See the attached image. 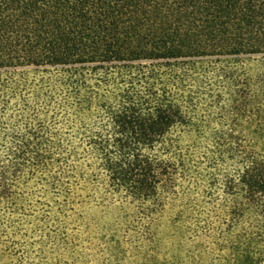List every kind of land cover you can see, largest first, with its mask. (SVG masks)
Returning <instances> with one entry per match:
<instances>
[{"label": "trees", "instance_id": "16d2710c", "mask_svg": "<svg viewBox=\"0 0 264 264\" xmlns=\"http://www.w3.org/2000/svg\"><path fill=\"white\" fill-rule=\"evenodd\" d=\"M124 210L150 260L264 264V0H0V243L76 253L79 208Z\"/></svg>", "mask_w": 264, "mask_h": 264}, {"label": "rangeland", "instance_id": "374dc122", "mask_svg": "<svg viewBox=\"0 0 264 264\" xmlns=\"http://www.w3.org/2000/svg\"><path fill=\"white\" fill-rule=\"evenodd\" d=\"M76 253L61 264H197L199 243L169 221L159 226L158 245L150 260L126 240L130 218L124 210L88 202L79 210ZM0 243V264H11Z\"/></svg>", "mask_w": 264, "mask_h": 264}]
</instances>
